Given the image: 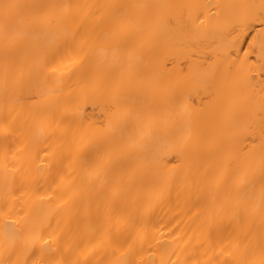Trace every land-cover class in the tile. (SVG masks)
I'll return each mask as SVG.
<instances>
[{
  "label": "bare ground",
  "instance_id": "1",
  "mask_svg": "<svg viewBox=\"0 0 264 264\" xmlns=\"http://www.w3.org/2000/svg\"><path fill=\"white\" fill-rule=\"evenodd\" d=\"M0 264H264V0H0Z\"/></svg>",
  "mask_w": 264,
  "mask_h": 264
}]
</instances>
